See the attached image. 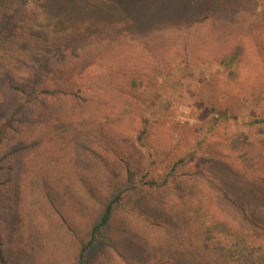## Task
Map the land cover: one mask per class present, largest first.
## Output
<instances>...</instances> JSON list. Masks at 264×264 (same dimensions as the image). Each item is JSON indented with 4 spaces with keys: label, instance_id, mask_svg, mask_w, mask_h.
Masks as SVG:
<instances>
[{
    "label": "rangeland",
    "instance_id": "rangeland-1",
    "mask_svg": "<svg viewBox=\"0 0 264 264\" xmlns=\"http://www.w3.org/2000/svg\"><path fill=\"white\" fill-rule=\"evenodd\" d=\"M208 8L209 0H0L1 118L18 101L9 82L27 89L41 69L44 86L73 87L84 99L83 105L68 98L23 101L20 122L6 136L0 153V221L10 264H72L100 205L115 192L123 194V201L110 230H131L135 242L125 246L135 255L155 258L162 244L176 239L173 230L144 225L142 205L161 212L172 225L179 223L173 215L184 213L197 233L207 228L210 238L225 242L235 264L255 263L259 245L237 241L230 228L222 232L232 238L213 230L212 222L220 219L234 228L228 219L234 215L203 182L185 176L219 169L226 178L228 168L238 165L236 157L246 159L249 147L264 146V122L255 123L264 120V91L237 87L241 57L250 61L247 39L226 58L190 64L175 59L147 86L132 87L123 99L106 97L110 71L99 57L133 48L128 29L146 32L153 41L173 38L159 31L161 24L189 22ZM263 22L264 7L259 6L239 12L234 25L220 30L251 34ZM113 24L122 25L125 34L114 33L118 39L105 42L100 38L98 45L79 46L75 40L67 44L75 42L68 52L58 54L42 43L45 33L49 42L59 44ZM165 177L164 190L145 185ZM188 201L192 207L185 208ZM189 237L194 243V234ZM144 242L158 251L143 252ZM108 255L96 247L88 264H119ZM171 260L167 264H198L192 256Z\"/></svg>",
    "mask_w": 264,
    "mask_h": 264
},
{
    "label": "trees",
    "instance_id": "trees-1",
    "mask_svg": "<svg viewBox=\"0 0 264 264\" xmlns=\"http://www.w3.org/2000/svg\"><path fill=\"white\" fill-rule=\"evenodd\" d=\"M30 1L40 3L43 0ZM259 6L264 7V0H209V8L205 14L182 24L175 22L161 24L160 32L166 31L173 35V38H164L161 41H153L146 32L128 29L129 34L133 33L134 36L135 46L133 48L122 53L115 51L110 55L103 54L99 57L101 65L107 66L110 71V84L106 90L107 99L109 101L116 98L123 99L132 87L147 86L156 71L159 73L169 71L173 67L175 59L190 64L195 60L210 63L220 58H226L230 55L231 49L238 45L243 38L247 39L250 46V61L241 57L237 87L244 91H264V22L256 32L251 34L237 31L235 28L226 31L220 30L222 25H234L239 12H250ZM106 28L103 32L95 29L85 35L79 34L77 37L66 39L59 44L49 42L50 38L45 33L42 43L59 54V52H68L75 42L71 46L67 44L75 40L79 46L88 44L94 46L105 42L108 37L118 39L117 36L120 34L114 33L122 31L125 34L122 25L113 24ZM118 29L119 31H117ZM100 38L105 40L101 42ZM38 47L45 49L43 45ZM42 77L43 69L40 73L37 72L32 76L27 89L9 82V88L16 93L18 101L13 104L4 118L0 116V153L7 134L14 130L16 124L20 122L21 112L25 107L23 101L31 103L43 97L68 98L74 104L83 105L84 99L79 91L76 92L73 87L65 89L46 87L43 85ZM260 122L262 123L264 120L255 123ZM143 135L144 132L141 131L138 137L141 143ZM259 145L255 147V151L248 148L249 154H245L246 159L234 158L238 165L228 168L225 176L235 180L224 178L223 172L219 169H211L212 172L196 170L197 172L191 174V177L189 174L185 175L190 181L203 182L208 187V193L214 198L217 197L224 208L234 215L233 218H228L234 228L231 227L228 220L220 219L212 222L215 227L213 230L218 231L220 235H225L226 238H232L227 235L231 233L235 235L233 238L237 241L259 245L255 251V263L251 264H264V146L261 143ZM1 160L0 155V200L4 184L1 177ZM145 185L151 189L164 190L168 187V180L167 177L161 181L151 179L147 180ZM122 195L121 192H115L110 195V198L104 200V204L100 205L90 223L88 237L80 243L72 264H88V256L96 247L107 251L108 257L115 258L119 264H167L169 261H174L171 260L174 255H178L179 259L192 256V259H196L195 262L198 264H235L230 255L234 258L236 256L227 249L225 242L214 237L210 238V229L202 227L203 234L197 233L191 217L186 218L185 214L181 212L173 215L179 223L169 224L161 218V212H150L149 208L142 205L139 216L141 222L147 226L173 230L176 232V239L162 244L159 251L150 243L144 242L143 252L154 251L156 253L158 251L155 258L153 255L147 260L148 258L135 255L133 250H130L125 244L135 242L133 238L136 235L131 230H126L127 228H123L125 232L120 233L122 235L113 234L110 230L117 207L123 201ZM190 201L192 202V200ZM183 206L185 208L192 207L189 201ZM149 213L153 215L151 216ZM224 228H230L232 231L223 233ZM193 234L196 238L194 243L191 242L192 237H189ZM0 264H10L5 254L1 221ZM244 264H248V261Z\"/></svg>",
    "mask_w": 264,
    "mask_h": 264
}]
</instances>
